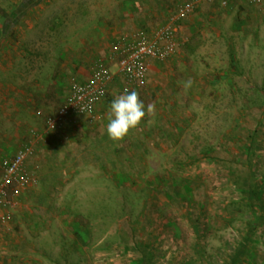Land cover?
<instances>
[{"label":"rangeland","instance_id":"rangeland-1","mask_svg":"<svg viewBox=\"0 0 264 264\" xmlns=\"http://www.w3.org/2000/svg\"><path fill=\"white\" fill-rule=\"evenodd\" d=\"M135 1L0 0V92L41 99L25 119L38 130L23 139L43 143L26 165L36 182L16 186L13 206L0 214V264H146L147 255L151 264H264V93H243L242 53L232 43L243 20L232 0L196 7L177 25L176 55L151 61L142 83L129 86L115 76L91 117L50 128L72 85L87 81L98 61L115 73V38L91 44L87 34L116 11L129 18ZM193 1L157 5L150 25L167 24ZM212 9L218 16L199 15ZM6 23L10 36L1 35ZM126 89L145 106L154 103L155 112L114 142L101 133L111 101ZM3 108L0 101L1 121L8 112L21 114L20 107ZM11 134L0 128V183L21 147L8 146ZM52 153L59 164L44 163ZM253 185L261 209L252 208Z\"/></svg>","mask_w":264,"mask_h":264},{"label":"crops","instance_id":"crops-1","mask_svg":"<svg viewBox=\"0 0 264 264\" xmlns=\"http://www.w3.org/2000/svg\"><path fill=\"white\" fill-rule=\"evenodd\" d=\"M168 1L171 0H136L133 5L128 3V8L130 9L129 18L126 17V19L124 18L125 20H123V17L120 15L121 12L116 11L115 13L109 15V17H106V19L99 21L96 25L93 24L91 29H89V33L87 34V36L90 37L91 44H99L102 41H105V38L108 34L109 36L115 38L112 44L116 43L123 46L126 43H131L137 40L143 33L150 34L155 29L160 27H156L155 25H152V27L150 23H152L153 19H155V16L159 13V8L157 7V5H162L163 3ZM176 1L179 2V0ZM10 2L8 3L10 4ZM116 4H119V1ZM202 5L203 4L199 6ZM204 5L205 7H211L216 4H212L211 6H209L210 4L204 3ZM231 6L234 9L233 14H235L236 16H240L243 20V24L240 29L241 31L238 30V25L233 27L232 29V43H234L235 47L239 46L236 52L239 51L242 53L240 67L239 65L238 67L241 68L242 82L247 86L246 88L244 87L243 93H249L253 91L262 94L264 93V0H232ZM199 13L201 17L209 16L210 18H212L218 16L217 14L214 15L215 11L213 9L210 11V13H204V11H201ZM10 15L11 13H9V15L7 16L8 19L10 18ZM26 15L27 14L24 15L22 20L25 19ZM7 24L8 23H6L1 28V35L3 36H10L12 33V26H9ZM13 25L15 26L16 23H14ZM149 26H151L152 28L148 29ZM152 70H155V66L151 67V71ZM4 82V84H7L8 81ZM111 87L109 88V92L112 89ZM40 100L41 99L36 98V95H34V93H31L29 91H26L25 93H14L13 91L0 92V101L6 104V108H3L4 111H12V109L15 110L17 107L21 108L20 110H18V112H20L21 114H11L10 112H8L6 113V119L2 121L0 120V128L3 129V125H7V129L9 131H12V134L9 135L10 140L8 142V146L12 145L13 143L21 142L20 148H22V146L29 141H24L23 138H25L26 136L24 133L31 130H38L37 128L39 126L36 127L33 123V120L31 122H27L25 121V119H27L26 115H29L28 111L32 109L30 103H33L36 106V103ZM24 101L25 104L23 103ZM18 115L22 116L23 119L17 118ZM105 124H107L106 120ZM103 130L104 131L101 130V134H105L104 136H102L106 137V126ZM39 153L40 149H37L35 158H38ZM67 158L63 159L62 162L65 163ZM59 162L60 160H58L57 153H55L54 155L52 153L51 156L45 157L44 160L45 164L50 163L52 165L59 164ZM27 164H29V162ZM51 176L56 178V180L59 179L56 172Z\"/></svg>","mask_w":264,"mask_h":264},{"label":"built area","instance_id":"built-area-1","mask_svg":"<svg viewBox=\"0 0 264 264\" xmlns=\"http://www.w3.org/2000/svg\"><path fill=\"white\" fill-rule=\"evenodd\" d=\"M229 2L230 0H194L178 8L167 24L150 34L143 33L137 40L123 46L117 44L118 47L112 49V57H116L117 53L120 55L115 64V73L108 64L98 61L87 81L72 85L70 93L54 118L50 119V128L59 129L77 117H91L106 98L115 76L123 78L129 86L142 83L150 71L151 61L166 62L176 55L181 45L177 25L196 7L204 3L227 7ZM109 56L108 59H111ZM41 142L40 138L32 137L25 147L19 149L16 155L4 164V175L0 183V214L4 208L13 206V191L16 186H24L28 181L36 182L32 175L26 173L24 167L27 159L35 154V148Z\"/></svg>","mask_w":264,"mask_h":264},{"label":"clouds","instance_id":"clouds-1","mask_svg":"<svg viewBox=\"0 0 264 264\" xmlns=\"http://www.w3.org/2000/svg\"><path fill=\"white\" fill-rule=\"evenodd\" d=\"M182 86L185 89L190 88L191 82H182ZM154 112V103L145 106L135 90L126 89L123 94L116 96L110 103L106 126L108 137L113 141L124 139L130 130L139 126L146 114Z\"/></svg>","mask_w":264,"mask_h":264},{"label":"trees","instance_id":"trees-1","mask_svg":"<svg viewBox=\"0 0 264 264\" xmlns=\"http://www.w3.org/2000/svg\"><path fill=\"white\" fill-rule=\"evenodd\" d=\"M31 1V0H30ZM27 3V2H26ZM26 3L23 5V13H22V16H21V18L27 13V10L26 9H29V8H31L30 7V4L31 3H29V1H28V4H27V6L28 7H26L25 5H26ZM230 3V2H229ZM210 5H212V4H210ZM11 18V17H10ZM17 19H19V17L17 18ZM16 19V20H17ZM159 62V61H158ZM29 141H30V139H29ZM27 144V143H26ZM26 144H24L23 146H22V148L23 147H25V145ZM43 145V143H39L38 145H37V147L35 148V154L34 155H32L30 158H28L27 159V161H26V164H25V167H24V169H25V171H26V173H29L30 175H32L31 173H30V170H29V168L28 167H26V165H27V163L29 162V160H31L32 158H34L35 156H36V153H37V149H39L41 146ZM42 148V147H41ZM21 149V148H20ZM18 152V151H17ZM16 155V154H15ZM14 155V156H15ZM58 181H59V179L58 180H56V178H54V182L52 183V188H55L57 185H58ZM251 197H253V199H254V201H253V203H252V208H254V209H261V207L263 206V202H261L260 201V196H261V191H260V188L258 187V186H256V185H253V187H252V189L249 191V193H248ZM243 254H244V250L243 249H241L240 251H238V253L234 256V260H239L242 256H243ZM145 261L144 262H146V264H151L150 263V261H151V257H149V255H147V257H146V259H144Z\"/></svg>","mask_w":264,"mask_h":264}]
</instances>
